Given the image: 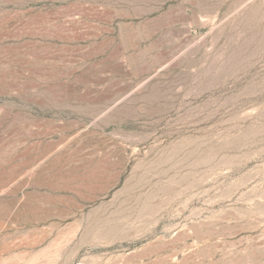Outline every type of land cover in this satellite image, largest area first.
Wrapping results in <instances>:
<instances>
[{
	"label": "rangeland",
	"instance_id": "rangeland-1",
	"mask_svg": "<svg viewBox=\"0 0 264 264\" xmlns=\"http://www.w3.org/2000/svg\"><path fill=\"white\" fill-rule=\"evenodd\" d=\"M0 264H264V0H0Z\"/></svg>",
	"mask_w": 264,
	"mask_h": 264
}]
</instances>
